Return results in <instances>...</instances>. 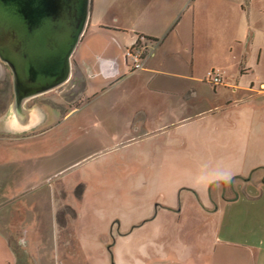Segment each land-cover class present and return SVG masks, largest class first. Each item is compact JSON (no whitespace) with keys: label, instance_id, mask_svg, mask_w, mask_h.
<instances>
[{"label":"rangeland","instance_id":"374dc122","mask_svg":"<svg viewBox=\"0 0 264 264\" xmlns=\"http://www.w3.org/2000/svg\"><path fill=\"white\" fill-rule=\"evenodd\" d=\"M84 47L76 49L83 54ZM237 79L248 85L250 75ZM82 88L71 68L66 82L25 100L31 115L21 120L13 115L11 71L0 60V231L16 264H158L152 260L182 256L186 239L171 238V205L199 202L205 178L219 174V95L206 107L156 120L133 114L124 124L120 110L88 100ZM164 124L166 131L156 129ZM250 183L235 178L225 185ZM187 210L182 221L197 222ZM190 237L192 250L198 240Z\"/></svg>","mask_w":264,"mask_h":264},{"label":"crops","instance_id":"0c3cea01","mask_svg":"<svg viewBox=\"0 0 264 264\" xmlns=\"http://www.w3.org/2000/svg\"><path fill=\"white\" fill-rule=\"evenodd\" d=\"M96 5L97 27L90 30ZM140 36L149 38L145 66L132 70L125 52ZM78 44L86 52L75 48L73 81H83L88 100L120 110L124 124L133 114L156 120L221 99L214 106L221 111L215 125L219 174L205 178L208 187L198 191L199 202L171 205V238L186 239L182 256L152 262L264 264V0H91ZM204 59L207 68L200 64ZM210 70L220 74V83L207 80ZM245 74L248 85L237 79ZM165 125L156 129L166 131ZM235 178L251 180L250 188L228 189L225 184ZM187 209L198 223L182 221ZM192 235L198 241L191 250ZM0 264H16L1 231Z\"/></svg>","mask_w":264,"mask_h":264},{"label":"water","instance_id":"95a60500","mask_svg":"<svg viewBox=\"0 0 264 264\" xmlns=\"http://www.w3.org/2000/svg\"><path fill=\"white\" fill-rule=\"evenodd\" d=\"M90 6L91 0H0V60L12 74L15 117L27 120L25 100L68 80Z\"/></svg>","mask_w":264,"mask_h":264},{"label":"built area","instance_id":"2783aa9c","mask_svg":"<svg viewBox=\"0 0 264 264\" xmlns=\"http://www.w3.org/2000/svg\"><path fill=\"white\" fill-rule=\"evenodd\" d=\"M149 45V40L145 37L140 36L136 43L126 49L125 56L128 61H130L132 70H140L145 66V57L147 54V49ZM208 81L213 84L221 82V76L218 72L210 70L206 74Z\"/></svg>","mask_w":264,"mask_h":264},{"label":"flooded vegetation","instance_id":"af4514ba","mask_svg":"<svg viewBox=\"0 0 264 264\" xmlns=\"http://www.w3.org/2000/svg\"><path fill=\"white\" fill-rule=\"evenodd\" d=\"M7 66V65H6ZM7 68H8V66H7Z\"/></svg>","mask_w":264,"mask_h":264},{"label":"trees","instance_id":"16d2710c","mask_svg":"<svg viewBox=\"0 0 264 264\" xmlns=\"http://www.w3.org/2000/svg\"><path fill=\"white\" fill-rule=\"evenodd\" d=\"M146 39H149V38H146Z\"/></svg>","mask_w":264,"mask_h":264}]
</instances>
